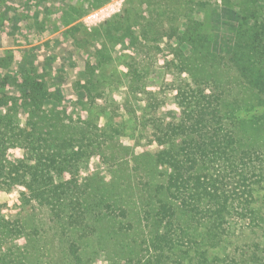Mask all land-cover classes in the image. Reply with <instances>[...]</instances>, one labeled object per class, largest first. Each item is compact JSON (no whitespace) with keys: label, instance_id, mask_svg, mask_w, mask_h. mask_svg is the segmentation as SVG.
Segmentation results:
<instances>
[{"label":"rangeland","instance_id":"obj_1","mask_svg":"<svg viewBox=\"0 0 264 264\" xmlns=\"http://www.w3.org/2000/svg\"><path fill=\"white\" fill-rule=\"evenodd\" d=\"M216 1L0 0V123L16 126L0 147L7 168L0 177V258L6 253L19 263L27 228L35 226L47 248L42 264H54L49 212L20 199L27 186L47 184L101 206L93 213L96 234L79 242L90 264H129L148 254L145 213L154 212L169 172L156 157L186 151L190 137L172 130L197 103L211 99L220 108L229 98L226 87L212 83L208 64L197 65L199 55L186 62L188 21H208L199 50L228 61L251 53L247 37L264 20V0H249L237 20L217 23ZM234 179L225 175V183ZM118 230L116 242L110 236Z\"/></svg>","mask_w":264,"mask_h":264},{"label":"trees","instance_id":"obj_2","mask_svg":"<svg viewBox=\"0 0 264 264\" xmlns=\"http://www.w3.org/2000/svg\"><path fill=\"white\" fill-rule=\"evenodd\" d=\"M261 21L259 33L247 37L251 36L247 43L251 53L234 55L228 61L223 56L200 52L198 42L204 21H188L184 35L190 41V57L186 62L195 63L199 55L197 65L208 64L212 83L226 87L229 98L219 104L220 108L211 99L206 105L197 103L185 114V124L172 130L190 137L185 144L187 152L179 147L156 157L157 166L169 172L157 191L161 197L154 212L145 213L152 228L146 244L148 254L129 264H264V20ZM33 114L34 110H30ZM12 124L10 120L0 123V147L6 142L5 131L16 128ZM55 151L59 156L63 154L60 148ZM2 154L0 150V177L7 169ZM52 157L55 160L58 156ZM229 174L235 179L225 183V175ZM27 189L20 199L25 197L28 205L34 201L47 209L50 230L56 231L49 242L51 261L90 264L79 242L96 234L99 214L96 218L93 213L101 206L79 199L64 186L47 184ZM30 218L26 216L28 222ZM10 227L6 224L4 228L8 231ZM16 227L21 238L23 228L20 223ZM35 229L27 228L24 254H20L17 264H42L47 248ZM120 231L112 233L111 239L119 242ZM5 255L0 263L11 264Z\"/></svg>","mask_w":264,"mask_h":264},{"label":"crops","instance_id":"obj_3","mask_svg":"<svg viewBox=\"0 0 264 264\" xmlns=\"http://www.w3.org/2000/svg\"><path fill=\"white\" fill-rule=\"evenodd\" d=\"M248 4L249 0H217L213 8L216 12L215 16L213 15L214 21L219 23V20H223L225 17H232L235 21L246 12ZM207 22L204 20V30L208 29Z\"/></svg>","mask_w":264,"mask_h":264}]
</instances>
